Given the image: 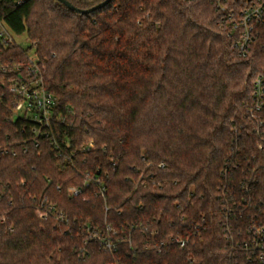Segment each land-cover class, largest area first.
Returning <instances> with one entry per match:
<instances>
[{
  "label": "trees",
  "instance_id": "obj_1",
  "mask_svg": "<svg viewBox=\"0 0 264 264\" xmlns=\"http://www.w3.org/2000/svg\"><path fill=\"white\" fill-rule=\"evenodd\" d=\"M222 17L213 0H0V140L31 51L57 99V143L0 156V264H261L244 244L264 230V49L241 54Z\"/></svg>",
  "mask_w": 264,
  "mask_h": 264
},
{
  "label": "built area",
  "instance_id": "obj_2",
  "mask_svg": "<svg viewBox=\"0 0 264 264\" xmlns=\"http://www.w3.org/2000/svg\"><path fill=\"white\" fill-rule=\"evenodd\" d=\"M213 1L223 14L220 24L228 31L234 47L241 54L245 55L255 44H262L264 49V0ZM0 40L5 45L14 42L12 33L1 19ZM12 68L13 75L9 80V91L14 96L11 121L20 120L22 123L17 130L18 137L13 138L8 134L0 140V156L27 153L31 147L39 148L43 139H52L57 143L54 129L57 99L46 86L37 56L31 54L26 62L18 63ZM253 96L258 102L264 101V74L256 77ZM91 181L92 179L88 178L85 185L89 186ZM79 192L81 188L78 187L69 189L70 196ZM98 192L105 196L104 184ZM45 205L38 206L36 213L39 217L54 216L57 222L66 220L65 215L58 212L53 205ZM252 231L253 238L244 245L246 248H252L257 253V259L264 264V230L256 228ZM102 245L104 249L112 250L116 243L109 239L103 240Z\"/></svg>",
  "mask_w": 264,
  "mask_h": 264
},
{
  "label": "water",
  "instance_id": "obj_3",
  "mask_svg": "<svg viewBox=\"0 0 264 264\" xmlns=\"http://www.w3.org/2000/svg\"><path fill=\"white\" fill-rule=\"evenodd\" d=\"M62 2L64 5H66L69 9L80 12L82 14H88L96 9L102 8L106 6L111 0H103L102 2L90 7V8H79L76 5H74L71 1L69 0H58Z\"/></svg>",
  "mask_w": 264,
  "mask_h": 264
},
{
  "label": "rangeland",
  "instance_id": "obj_4",
  "mask_svg": "<svg viewBox=\"0 0 264 264\" xmlns=\"http://www.w3.org/2000/svg\"><path fill=\"white\" fill-rule=\"evenodd\" d=\"M19 42L21 43L22 47L26 48L29 45V41L27 39L26 34H21L17 36ZM31 54H33V51H31Z\"/></svg>",
  "mask_w": 264,
  "mask_h": 264
}]
</instances>
